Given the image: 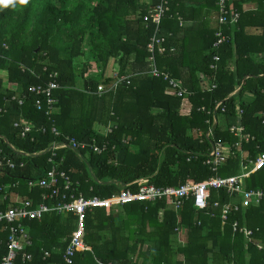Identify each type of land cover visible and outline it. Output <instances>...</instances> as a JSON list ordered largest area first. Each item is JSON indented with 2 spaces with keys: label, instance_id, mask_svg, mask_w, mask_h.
<instances>
[{
  "label": "trees",
  "instance_id": "trees-1",
  "mask_svg": "<svg viewBox=\"0 0 264 264\" xmlns=\"http://www.w3.org/2000/svg\"><path fill=\"white\" fill-rule=\"evenodd\" d=\"M157 2L0 0V106L5 105L6 98L18 97L0 117V135L30 153L47 149L54 141L63 142L67 136L87 144L95 138L101 152L90 146L83 148L81 155L70 148L57 152V160L63 159L60 167L86 197L111 198L123 184L143 177L165 187L200 183L215 175H238L250 159L256 161L264 153V0H228V5L240 13L237 23L222 26L228 39L214 46L217 21L202 46V59L189 62L185 51L180 53L183 27L176 15L190 19L186 14L190 9L185 7V0H170V11L162 25L168 52L157 55V64L183 79L193 105L190 115L180 113L182 97L167 93V80L147 73V46L156 26L146 21L145 15ZM249 2H258V8L244 11V4ZM248 27L258 28L259 33L248 34ZM84 45L94 53L98 66L93 68L98 70L93 72L95 76L87 77L89 70L93 71L89 59L82 67L77 64V58L86 54ZM215 55H219L218 61ZM112 58L114 72L127 77L116 88L110 85L113 76L106 75ZM181 61L183 66L184 61L187 63L183 71L179 69ZM213 63L217 69L211 68ZM50 72H58L61 83L55 92L59 109L51 119L46 109L35 105L39 96L29 91L30 86L47 82ZM200 73H205L211 88L215 85L213 89H201ZM5 81L16 88L6 87ZM99 84L106 86L102 94ZM246 92L254 94L252 101L243 99ZM19 98L24 99L23 104ZM218 102L222 104L216 116L224 122L216 124L215 139H223L230 150L224 151L226 160L213 171L205 162L212 149L206 132ZM23 116L37 126L45 125L47 133H35L34 140L30 135L23 139L21 127L15 126ZM53 124L60 132L58 136L51 131ZM233 125H242L244 135L251 136L249 141L240 140L241 148L239 138L230 131ZM107 126L112 127L109 134L103 130ZM1 147L8 149L2 139ZM50 155L46 151L21 158L13 153L17 166L6 171L2 181H19L15 189L22 196L35 198L38 204H56L54 199L43 200L40 187L30 189L27 185L34 176L44 174L41 169L51 167ZM246 182L248 189L264 190V162ZM129 188L136 192L138 185ZM171 201L169 196L157 201L134 198L116 204L117 212L109 204L94 206L81 230L88 248L78 250L71 264H264V246L259 248L243 232L233 230L238 221L264 245V202L237 210L241 195L225 188L212 190L206 209L196 208L193 197L179 209ZM217 201L220 205L215 207ZM224 204L231 207L223 225ZM11 205L0 202V209ZM24 225L33 237V246L28 249L32 258L23 260L20 253L15 264H64L67 244L79 230L74 213L53 211L41 218L25 219ZM4 227L5 223H0V263L9 251V232ZM45 250L49 257L44 258Z\"/></svg>",
  "mask_w": 264,
  "mask_h": 264
},
{
  "label": "built area",
  "instance_id": "built-area-1",
  "mask_svg": "<svg viewBox=\"0 0 264 264\" xmlns=\"http://www.w3.org/2000/svg\"><path fill=\"white\" fill-rule=\"evenodd\" d=\"M218 6V16L217 21L219 23V29L216 32L218 39L216 40L214 46L219 47L223 44L228 36L223 32V25H233L238 22L240 13L231 6L228 5V0H215ZM170 11V0H158V2L152 5L148 14L145 15L146 21H151L155 24L156 28L151 36L148 43L147 49L149 52L148 63L149 70L147 73L153 75L154 77H162L168 81L167 93L170 95H176L182 97V104L180 107V113L182 115H190L192 111V103L190 98V92L184 87V85L176 79L170 72L161 69L157 64V55H162L168 52L166 46L167 37L162 35V23L163 19ZM180 25H183V19L179 17ZM214 59L218 61L220 59L219 55H215ZM211 68L217 69L216 64H211ZM47 68H45L46 70ZM113 76V82L110 84L111 88H116L123 83L127 77H121L115 72L111 74ZM58 72L48 73V81L42 82L30 86L29 91L36 93L39 97L36 100L35 105L39 110L46 109V114L50 116L52 111L58 109V98L55 96V92L61 88V83L58 80ZM128 83H130L128 81ZM105 85H98V92L102 94L105 91ZM200 87L203 91L211 90L215 87H210L209 80L205 73H200ZM12 89V87H10ZM16 88L15 86L13 87ZM18 97L13 96L11 99L6 98L5 105L0 106V117L5 115L9 111V103L12 100H16ZM20 104H23L24 99L19 98ZM222 102H218L214 109L213 122L210 124L209 129L206 132V137L212 140V149L205 161L210 165L213 171H217L219 166L226 160L224 151H229L230 147L227 143L223 142V139H215V126L219 119L216 116V111L220 107ZM204 110V108H202ZM225 110L224 108L222 109ZM209 113V112H208ZM243 114V110L239 111V115ZM209 122V121H208ZM16 127H21V137L27 138L31 137L34 140L35 133H47V127L45 125L37 126L32 119L25 116L20 118L18 122H15ZM104 133L109 134L112 132V127H104ZM244 127L242 125H233L230 127V131L239 138L237 145L241 148V141H249L251 136L244 135ZM56 136L60 134L56 126H52L51 130ZM195 134L199 131L194 130ZM2 139L7 144V150L4 147L0 148V202L9 201L11 205L9 208L0 209V223H5V229L9 232V251L2 257L0 264H15L17 256L22 253L23 260H30L32 254L28 252V249L33 246V237L31 236L29 230L24 225L25 219H35L41 218L48 212H57L58 214H65L72 212L78 217L79 230L75 231L72 235L71 240L68 242L66 251L64 253V264H71L73 257L78 250L88 248L85 239L81 233V230L85 227L86 219L89 211L93 209L94 206L99 204H109V206H114L116 204H125L126 202L134 199H145L148 201L161 200L164 197H171L172 204L175 209H179L184 205V203L193 197L194 205L198 209H206L208 207L209 199L211 197V192L213 189L225 188L229 193H239L242 197L241 204L236 207L237 210L240 208H247L254 205H261L264 202V190L262 188L248 189L247 187V176L252 173L259 165L264 162V153L260 154L256 161L250 159L247 164L243 165V172L238 175L231 176H211L203 182L192 183L187 182L179 186H165L158 187L150 183V179L147 177L139 178L130 184H123V188L119 193L114 194L111 198L103 199L99 196L86 197L84 193L79 192L74 186V180L71 178L67 171L63 170L60 165L63 161L57 160V152L59 149L70 148L77 151L81 155V150L90 146L95 152H101L102 148L96 145L97 140L94 138L92 142L81 143L77 141L76 138L67 136L63 142H52L51 145L44 150L39 152L30 153L23 149H20L16 144L10 142L4 135H0ZM46 151H50L51 155L48 159L51 162V167L49 169L42 170L44 174L34 176L33 179L27 181V185L30 189L35 187H40L44 190L42 195L43 200L54 199L56 204L48 205L45 202L38 204L35 198L30 196H22L15 188L20 185V182L15 183L4 182L2 178L6 175V171L15 169L17 162L14 159L13 153L18 154L21 158L26 156L33 157L39 155ZM24 163H21L23 166ZM36 171V170H35ZM78 184V182H77ZM121 184V183H118ZM137 184V191L134 192L130 185ZM60 197V199H56ZM220 202L214 203L217 207ZM231 204L223 205L222 218L223 225L226 223L228 217V212L230 210ZM233 230H240L243 232L250 242L256 244L259 248H263V244L259 240L252 237L253 231L246 226L240 227L238 221L233 224ZM50 252L45 250L44 258L49 257ZM104 264H115L112 262Z\"/></svg>",
  "mask_w": 264,
  "mask_h": 264
},
{
  "label": "crops",
  "instance_id": "crops-1",
  "mask_svg": "<svg viewBox=\"0 0 264 264\" xmlns=\"http://www.w3.org/2000/svg\"><path fill=\"white\" fill-rule=\"evenodd\" d=\"M149 1V0H148ZM186 8L190 9L186 14L190 17V19L185 20L181 15L177 14V18L179 17L183 19V30H180L179 37H180V53H184L185 51V58L186 61H193V60H200L202 59V55L204 50L202 46L206 44V37L211 34L212 30L217 26V16H218V8L215 0H207V1H200V0H185ZM184 8V7H183ZM258 8V2H249L244 4L243 10H253ZM184 10V9H183ZM163 25V23H162ZM248 34H255L259 33V29L256 27H248L247 28ZM85 57L88 56L87 54L84 55ZM84 56H81L78 59V65L80 67V61H83ZM185 62L186 66H183L182 61L180 62V71L187 67V63ZM113 64L114 66V59H110L109 65ZM109 68V66H108ZM108 70V69H107ZM106 70V71H107ZM179 71V70H178ZM179 71V72H180ZM110 75L114 73L113 67L109 71ZM176 78V77H175ZM178 79L183 85V79ZM16 87V85L12 84ZM240 85L237 87L235 93L240 90ZM234 93V94H235ZM243 99L246 101H252L254 99V94L251 92H246L243 96ZM219 122H224L221 117H219ZM44 135V134H43ZM25 139V138H23ZM43 154V153H41ZM49 213V212H48Z\"/></svg>",
  "mask_w": 264,
  "mask_h": 264
},
{
  "label": "rangeland",
  "instance_id": "rangeland-1",
  "mask_svg": "<svg viewBox=\"0 0 264 264\" xmlns=\"http://www.w3.org/2000/svg\"><path fill=\"white\" fill-rule=\"evenodd\" d=\"M84 51L86 52V54H88V56H86V57H84V59H83V61L84 60H87V59H89V61H91V63H90V66H91V68H92V70L93 71H91V70H89L90 71V73H89V71H88V73L89 74H87V77L88 76H90V75H93V76H95L94 74H93V72H97L98 70H96V69H93L94 67H96L97 66V63L95 62V57H94V53H91L90 52V50H89V46H88V48H86V45H84ZM77 61H78V59H77ZM81 62V67L83 66L82 64L84 63V62ZM108 66H109V68H108ZM108 66H107V72H106V75H110V73H109V71L111 70V68L113 67V64L111 63L110 65L108 64ZM78 67V66H77ZM98 67V66H97ZM100 73H101V71H100ZM5 86L6 87H8V88H10V87H14L13 85H10V83L9 82H7V81H5ZM59 109V108H58ZM58 109L57 110H55V111H52L51 113H50V116H49V119H51L52 118V116L55 114V113H57L58 112ZM54 125V124H53ZM52 125V126H53ZM55 126V125H54ZM57 128V127H56ZM59 131V130H58ZM113 209L117 212L118 211V206L116 205V206H113ZM141 261V260H140Z\"/></svg>",
  "mask_w": 264,
  "mask_h": 264
}]
</instances>
